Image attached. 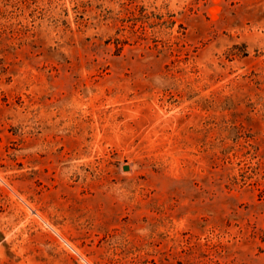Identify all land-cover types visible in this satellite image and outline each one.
Masks as SVG:
<instances>
[{"label": "rangeland", "instance_id": "rangeland-1", "mask_svg": "<svg viewBox=\"0 0 264 264\" xmlns=\"http://www.w3.org/2000/svg\"><path fill=\"white\" fill-rule=\"evenodd\" d=\"M0 264H264V0H0Z\"/></svg>", "mask_w": 264, "mask_h": 264}, {"label": "water", "instance_id": "water-1", "mask_svg": "<svg viewBox=\"0 0 264 264\" xmlns=\"http://www.w3.org/2000/svg\"><path fill=\"white\" fill-rule=\"evenodd\" d=\"M128 168H129L128 166H125V167H124L125 170L128 169Z\"/></svg>", "mask_w": 264, "mask_h": 264}]
</instances>
